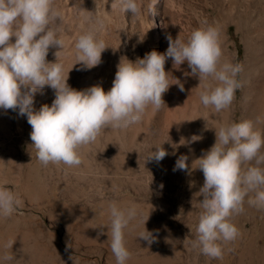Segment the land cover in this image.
<instances>
[{
	"label": "rangeland",
	"instance_id": "rangeland-1",
	"mask_svg": "<svg viewBox=\"0 0 264 264\" xmlns=\"http://www.w3.org/2000/svg\"><path fill=\"white\" fill-rule=\"evenodd\" d=\"M55 6L62 13L57 35L64 44L50 47L47 59L62 61L65 73L73 66L68 83L76 89L99 83L107 91L121 56L135 60L153 48L163 52L167 35L187 37L203 20L219 27L221 60L241 65L237 79L242 86L228 108L217 113L200 101L205 82L187 74L186 62L177 67L168 58L165 70L183 90L170 79L164 105L155 111L149 106L142 120L127 128L102 129L80 147L76 166L42 164L26 116L0 109V180L21 200L10 215L0 216V264H116L104 204L110 200L137 208L124 229L127 264H264V208L247 203L231 217L239 234L222 242L221 257H209L193 244L204 180L193 160L214 143L213 127L248 119L264 129V0H158L152 13L145 3L139 14L123 12L116 0H55ZM89 15L103 21L98 35L108 47L100 64L83 69L74 64V44L93 23ZM53 98L54 90L45 86L35 94L34 107ZM193 134L202 138L176 147ZM161 143L169 154L160 161L146 158ZM181 154L191 166L174 171ZM145 219V228L156 237L151 242L139 237Z\"/></svg>",
	"mask_w": 264,
	"mask_h": 264
},
{
	"label": "clouds",
	"instance_id": "clouds-1",
	"mask_svg": "<svg viewBox=\"0 0 264 264\" xmlns=\"http://www.w3.org/2000/svg\"><path fill=\"white\" fill-rule=\"evenodd\" d=\"M116 2L123 12L139 14L145 3L147 12L152 13L158 0ZM61 15L55 0H0V109L26 116L31 125V145L42 164L79 165L80 147L94 141L102 129L127 128L142 120L149 106L155 111L164 105L163 93L173 84L170 79L183 90L179 79L165 70L168 58L177 67L186 62L191 70L187 74L205 82L199 91L200 101L217 113L228 108L242 86L237 79L241 65L221 60L219 27L203 20L187 37L167 35L168 46L163 52L153 48L135 60L121 56L107 91L99 83L76 89L68 83L73 66L65 73L62 61L47 59L50 47L62 48L64 44L57 35L62 31L58 23ZM86 19L93 23L76 36L74 64L90 69L102 62L101 54L108 46L98 35L103 21L93 15ZM45 86L54 90V98L50 104L35 108L34 96ZM213 129L214 143L193 160L204 176L193 244L203 254L219 258L223 255L222 242L239 234L231 217L243 212L245 203L264 208V129L248 119L225 120ZM201 138L196 134L187 140L182 137L176 147ZM154 147L146 158L160 161L169 154L162 143ZM187 161V154H181L173 170L188 169L191 165ZM20 203L18 193L0 180V216L10 215ZM104 204L111 218L110 247L116 264H127L130 252L124 229L137 215V208L116 200ZM146 219L139 237L151 242L156 237L145 228Z\"/></svg>",
	"mask_w": 264,
	"mask_h": 264
}]
</instances>
